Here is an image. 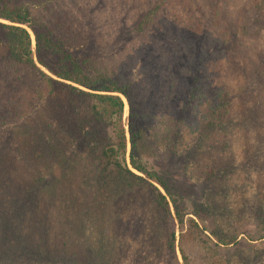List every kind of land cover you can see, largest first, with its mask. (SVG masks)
<instances>
[{"label":"trees","instance_id":"obj_1","mask_svg":"<svg viewBox=\"0 0 264 264\" xmlns=\"http://www.w3.org/2000/svg\"><path fill=\"white\" fill-rule=\"evenodd\" d=\"M83 1L78 7L79 0H0V20L6 22L0 23V126L27 118L31 108L24 95L32 91L46 101L48 113L43 115L50 122L49 132L43 131V147L32 143L34 134L26 132L11 137L14 150L7 139L0 143V264H120L129 223L119 205L136 210L137 218L149 211L155 214L176 255V228L183 231L184 215L167 183L143 160L139 141L149 131L155 143L171 144L187 125H195L196 143L188 153L192 171L210 185L207 202L214 219L209 235L195 221L190 228L205 249L211 245L208 264H244L237 254L221 257L217 252L237 245L242 225L264 218V178L257 183L252 179V174H264V161L256 156L262 154V144H252L257 146L252 147V162L251 155L240 160L231 151L250 128L258 125L264 132V120L256 114L264 112V105L236 116L234 103L246 106L252 94L241 92L236 98L235 88L220 72L224 63L230 69L228 78L238 77L240 67L248 77L244 64L264 55V0H204L200 6L197 0H153L132 29L145 47L140 60L148 88L128 80L106 53L86 56L81 51L86 42L89 50L93 45L86 32L91 27L89 5ZM230 1L240 4L228 9ZM69 2L79 14L67 13ZM169 7L170 12L187 8L188 17L165 19ZM155 30L166 32L164 41L173 32H184L172 43L181 54L177 74L188 70L185 91L174 93L180 105L176 99L167 108L163 105V65L157 63L158 52L150 42ZM262 61L249 60L257 82L264 81ZM30 80L33 83L27 84ZM245 85L241 90H247ZM65 98L83 101L80 121L74 124L81 127L74 135L61 126L68 110ZM123 99L128 105L126 125ZM103 126L112 134L107 139L102 137ZM254 140L264 144V133ZM51 173L50 187L36 199L30 196V189ZM137 193L146 200L134 199ZM138 228H132V234ZM180 236V253L190 264L182 246L185 235ZM253 261L264 264V246L254 251ZM131 264H140L139 257Z\"/></svg>","mask_w":264,"mask_h":264},{"label":"rangeland","instance_id":"obj_2","mask_svg":"<svg viewBox=\"0 0 264 264\" xmlns=\"http://www.w3.org/2000/svg\"><path fill=\"white\" fill-rule=\"evenodd\" d=\"M82 1L83 0H79L78 7ZM85 1L89 5L88 12L89 21L91 23V27L86 30L88 34L86 35L88 37H92L91 39H93V45L89 50V44L86 42L81 51L85 53L84 55L86 56L99 55L101 57H105L103 56V53H106L112 58V62L116 66L120 67L122 72H125L128 80L135 82L142 88H148L146 85L147 80L145 74L143 73L144 67L140 60L141 52L143 49H145V47L141 48L139 41L132 33V29L142 14H144L143 10L146 8L148 10V7L153 2V0ZM202 2L204 3V0H197V5H202ZM102 3H106V5H102ZM239 4L240 2L230 1V7L228 9H232V7H235V5ZM68 6L69 9L67 10V13L69 11H76V13L79 14V11L77 8H75L72 2H69ZM167 10L168 11L165 12V19L167 20L172 19L173 21L177 22L176 19L183 20L185 19V16L188 17V14L186 13L187 8L181 11L179 8H176L175 11L170 12L171 8L169 7ZM0 23L6 22L0 20ZM178 32H173L169 36L171 39L164 41L165 36H167L165 35L166 32L163 31L159 33L155 30V32L151 34L152 36L150 39V42L153 45V50L158 52L157 56L159 59L156 61L158 64L163 65V72H161V80L159 82L161 89L160 92L163 95V105L166 106V108L171 105V101H175V99L177 100V97L174 95V93L179 89H183V91H185V85L189 81L187 76V68H183L184 75L177 74V72H179L182 67L180 61L178 60L181 54H178L177 52L180 48L177 46V48H174V44L172 45V43L174 38L179 39L184 33L181 31L179 33ZM93 33L95 35H93ZM188 43L189 42L185 44L189 45ZM260 50L264 53V42L262 43ZM148 51L151 52L150 50ZM252 59H249L252 63H255L259 59L264 61V55H256L254 62ZM249 60L247 61V64H244L247 71H250L248 77L243 76L242 71L244 69L240 67V69L236 70L238 77L231 74L230 78H228L229 76L226 73V68L228 72H230V69L224 63L222 65L223 72H220V76L224 77L226 75L227 83L232 84V87L235 88L234 94L238 93L236 98L241 95V92L252 94L251 97L249 96V102L246 106L243 105L242 102L236 101V103H234L233 112L236 116L247 114L248 112L244 111L248 108H260L261 104L264 105V81L257 82V78H255L254 74L251 73V65ZM263 61L260 62V64L263 63ZM42 70L47 73V71L44 69ZM174 71L175 73L173 74L172 72ZM223 80H225V78H223ZM229 80L232 83H230ZM33 81L34 80L27 81V84L33 83ZM242 84H246L245 86L247 87V90H241L243 87ZM38 88L39 85H35L34 90H38ZM258 92L263 95V98L260 97ZM24 96H26L25 102L29 104L31 108V111L28 112L27 118H25L19 124H15L17 123L15 122L5 127L0 126V143L3 139H7V143L11 145L10 150H14L16 147L14 142L11 144V137L15 133L18 134V132H26L32 135L34 134L31 138L32 143L36 144L38 142V144L43 147V138L45 137L43 131L47 130V132H49L46 126L49 125L50 122L44 119L45 115H43V113L46 111L48 113V110L46 109L45 111L44 109V107H46V101L39 98L37 93L34 91H32L31 94ZM24 96L19 97L22 98ZM179 100H177L178 103L176 102L178 105H180ZM65 101H67L68 110L65 109L66 114L64 118L60 120L61 126H63L66 133L74 135L78 131L75 129L81 127L80 125L74 126V124L77 121H80L81 117H79L78 112L80 107H82L83 101L80 99L70 100L69 98H65ZM125 105L124 123L126 125V119L128 116V105L126 101ZM32 111L34 113H31ZM256 112L258 117L264 120V112H261V110H256ZM260 128L261 126L258 125L250 128L249 132H247V135L246 133L243 134L246 136V138L239 135V142H235L233 144L231 151L237 154L240 160L246 155H251L250 160L252 162V156L254 155L252 147H257L258 145L262 144V154L258 153L256 156L259 157V161H264V144L262 141L254 140L258 133H264L260 130ZM84 129L85 131L90 130L86 126ZM194 130L195 125L192 126V128H189L188 125L183 126L182 130L178 132L171 144L155 143L153 139L154 135L149 131H146L139 141L143 160L156 172H158L167 183L172 195L178 201L181 213L184 215L185 225L183 231L179 229L178 225L176 228V255L172 254L169 250V234L167 230L162 227V224L159 222V220H157L155 214L149 211L142 215V217L137 218V215L134 216L136 210L131 209V207L128 208L119 205V208L123 209L125 212V221L129 223V230L126 232V235L123 238L124 241H122L123 253L118 257L120 258L119 260L122 261L120 264H131V262H134L135 256L139 257L140 264H185L179 249L181 238L180 235L182 233L185 235L184 241L182 242L183 250L190 258V264H208L206 259L208 254L211 256V253L207 249L211 248V245L209 244L207 249H205L195 238V236L199 235L197 231L192 227L190 228L191 221H195L198 223L201 229H207V235H209V232L214 229L213 215L208 208L209 205L207 202L208 189L210 185L205 182L198 173L195 175V173L192 171L194 168V163L190 162V158L188 156L189 151H191V147L194 145V143H196ZM38 133H40V136H43L41 139L38 138ZM101 133L104 139H107V137L109 138L112 135L111 131L104 126L102 127ZM22 140L23 138L19 136L20 144ZM252 144H256L257 146ZM129 152L130 147H128V160ZM253 169L254 168H250V170ZM262 171H264V169ZM63 172L64 171L61 173L55 172V175L59 176ZM50 175H52V173L46 176V178L43 180H46L44 183L41 181L35 184L32 189H30L32 194L30 196L36 199L41 190H47L50 187ZM256 176V174H252V179L255 180L256 183L259 182L261 178H264V174L260 175L259 177ZM160 190L166 195L164 190L161 188ZM140 196L141 193H137L134 199L139 201L143 200L140 198ZM127 201H130V198H127ZM148 210L150 209L148 208ZM172 212H174L173 209ZM158 223H160L161 227H158ZM138 226L142 228L139 229ZM135 227L138 228V231L132 234L131 229ZM239 234L240 239L237 245L219 249L217 256L229 257L237 254L239 257H242L245 260L244 264H253L254 251L260 248V246H264V218L262 220L256 219L252 222L242 225L239 230ZM211 262H213V259Z\"/></svg>","mask_w":264,"mask_h":264}]
</instances>
